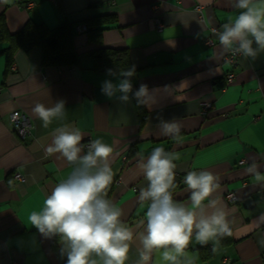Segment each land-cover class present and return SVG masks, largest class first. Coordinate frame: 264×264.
<instances>
[{"label":"crops","instance_id":"obj_1","mask_svg":"<svg viewBox=\"0 0 264 264\" xmlns=\"http://www.w3.org/2000/svg\"><path fill=\"white\" fill-rule=\"evenodd\" d=\"M28 1L32 6H28ZM243 11L233 0H8L0 3V33L20 30L30 19L50 29L63 21L77 22L85 29L76 31L74 45L79 54L76 65H45L42 51L21 49L14 54L10 71L6 69L0 39V264H66L61 256L59 236L51 238L29 223L33 211H40L46 197L66 180L75 165L59 154L47 156L56 128L69 125L79 129L86 143L102 138L113 148V181L108 199L122 208V221L133 230L129 260L137 264L142 247L136 235L145 230L148 201L139 193L147 187L141 169L156 147L174 152L178 159L175 178L181 185L173 199L190 206V192L184 183L189 171H210L221 188L215 194L227 212L233 230L232 240L221 241L218 254L212 242L193 244L189 253L195 264H264V247L258 243L264 224L255 220L264 213V182H256L246 169L253 162L264 175V53L255 60L237 56L234 65L225 57L218 33L223 25ZM110 17L101 24L102 41H90L85 20ZM155 18L163 23L158 30ZM77 25V26H78ZM76 26V27H77ZM212 43L208 44L206 41ZM256 46L255 44L253 45ZM104 48L126 49L132 66L133 87L141 84L155 89L156 103L147 110L140 125L134 93L128 102L120 93L108 97L101 91L105 80L119 83L118 73L94 68L91 52ZM234 80L226 82L227 74ZM65 102L66 118L43 127L32 111L37 103L52 107ZM203 102L211 107L203 110ZM21 110L33 123L32 134L19 137L10 113ZM161 121L182 125L179 139L159 135ZM136 147V152L130 151ZM20 174L24 179L19 180ZM234 193L235 200L228 197ZM154 254L150 264H157Z\"/></svg>","mask_w":264,"mask_h":264},{"label":"clouds","instance_id":"obj_2","mask_svg":"<svg viewBox=\"0 0 264 264\" xmlns=\"http://www.w3.org/2000/svg\"><path fill=\"white\" fill-rule=\"evenodd\" d=\"M233 7L243 11L223 25L219 43L233 55L255 60L264 53V0H233ZM107 72L113 75L112 69ZM119 75L125 78L119 83L105 80L101 91L108 97L120 93L119 99L128 102L133 93L130 78L135 75V66ZM155 92L141 84L133 95L139 105L151 107L156 103ZM32 111L43 121L44 128L54 119L64 120L67 114L63 100L52 107L37 103ZM181 127L177 121H161L159 135L179 139ZM83 139L80 130L69 125L55 129L45 154H59L76 167L52 189L42 210L31 212L28 221L45 237H60L66 264H126L134 233L121 219L122 208L107 198L114 175L113 148L97 138L89 142L87 153L82 155ZM137 155L148 182L140 190L139 200L149 202L145 219L140 221L146 224L145 230L135 237L142 245L137 264H150L154 254L159 256L157 264H195L196 258L188 251L193 238L201 246L212 242V252L218 254L221 240L233 235L230 225L234 222L215 195L221 188L218 177L207 170L189 171L184 180L190 192V206H186L173 199L172 190L177 187L174 161L178 156L163 147L154 148L146 162L142 153ZM246 171L256 182H264L255 162ZM254 222L257 227L264 224V213ZM258 243L264 247V234Z\"/></svg>","mask_w":264,"mask_h":264},{"label":"trees","instance_id":"obj_3","mask_svg":"<svg viewBox=\"0 0 264 264\" xmlns=\"http://www.w3.org/2000/svg\"><path fill=\"white\" fill-rule=\"evenodd\" d=\"M110 17L91 18L85 20L86 31L90 41H102L101 24L110 21ZM78 23L63 21L57 27L50 29L44 23H36L30 19L20 30L12 33H6L4 27L0 33V39H5L8 42V47L4 54L6 58V69L10 71L14 63V54L21 49L25 52H30L33 48H40L42 51L41 61L45 65H76L79 64V54L74 45V38L77 31ZM94 59V68L107 72L112 69L113 72L120 73L122 70L132 67L128 51L126 49L104 48L98 51L91 52ZM137 69H135L136 73ZM122 77V76H121ZM123 79L125 77H122ZM133 87V93L137 90ZM137 113L139 116L140 125H143L147 119V110L143 105H139L135 99ZM136 152V147L130 151V155ZM177 187L181 185V179L174 181ZM172 190V191H173ZM232 240L231 237H225L221 241L226 243Z\"/></svg>","mask_w":264,"mask_h":264},{"label":"built area","instance_id":"obj_4","mask_svg":"<svg viewBox=\"0 0 264 264\" xmlns=\"http://www.w3.org/2000/svg\"><path fill=\"white\" fill-rule=\"evenodd\" d=\"M32 2H29L28 1V6H32ZM155 25L157 27L158 30H161L163 28V23L160 21L159 18H155ZM85 29V26L84 25H78L77 26V31H82ZM212 32L213 33H218V32H221L219 31L218 28H212ZM208 44H211L212 42L210 40H207L206 41ZM237 55H233L230 51L227 53L226 57H225V60L229 63H231L232 65H234L237 61ZM234 80V74L233 73H229L227 74V77H226V82L227 83H231L233 82ZM211 107V104L208 103V102H203V110L205 112H207V109ZM10 121L12 122V125H13V129L15 131V133L21 137V138H26L28 136H30L32 134V129L34 128L33 126V123H32V120L30 118V116L25 113L24 111H21V110H13L11 113H10ZM92 141V140H90ZM89 141V142H90ZM89 142L86 143V148L88 150V145H89ZM16 177L19 179V180H23L24 178L20 175V174H17ZM228 197L231 199V200H235V195L234 193H228Z\"/></svg>","mask_w":264,"mask_h":264}]
</instances>
